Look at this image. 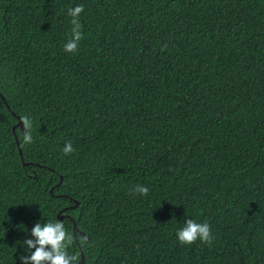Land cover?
Returning a JSON list of instances; mask_svg holds the SVG:
<instances>
[{"label": "trees", "instance_id": "1", "mask_svg": "<svg viewBox=\"0 0 264 264\" xmlns=\"http://www.w3.org/2000/svg\"><path fill=\"white\" fill-rule=\"evenodd\" d=\"M59 213L84 264H264V0H0V264Z\"/></svg>", "mask_w": 264, "mask_h": 264}, {"label": "clouds", "instance_id": "2", "mask_svg": "<svg viewBox=\"0 0 264 264\" xmlns=\"http://www.w3.org/2000/svg\"><path fill=\"white\" fill-rule=\"evenodd\" d=\"M83 5H77L74 8L69 7L68 15L72 17L71 38L64 45V51L76 53L79 42L84 38L83 25L80 22V15L84 12ZM25 133L23 143H33V137L30 129L32 121L28 117L23 118ZM75 152L71 142L65 144L63 153L70 155ZM136 194L147 196L150 189L144 185H136L132 189ZM179 243L184 246H192L198 240L205 244H211L212 236L210 225L206 222L198 223L194 219H186L184 227L176 232ZM31 237L25 239L23 243L32 249L29 255L22 257L20 264H78L79 254H70L68 249L73 245V235L68 232L62 222H46L41 224L37 222L31 230Z\"/></svg>", "mask_w": 264, "mask_h": 264}, {"label": "water", "instance_id": "3", "mask_svg": "<svg viewBox=\"0 0 264 264\" xmlns=\"http://www.w3.org/2000/svg\"><path fill=\"white\" fill-rule=\"evenodd\" d=\"M1 98H2V100L5 102V100H4V98H3L2 96H1ZM17 126L21 128L22 133L25 132V130H24V128H23V125H22V122H21L20 120L18 121ZM13 130H14V128H13ZM14 138H15V142H16V144H17V146H18V141H17V138H16L15 135H14ZM18 153H19L20 158H22V153H21L20 148H18ZM23 164H24V165H28L29 163H24V162H23ZM77 206H78V203L75 202V205H74L72 208H76ZM57 217H58V219H60V220L63 219L64 217L71 219L68 215H61L60 213L57 215ZM71 220H72V219H71ZM72 223H73V236H74V239H75V235H76V232H77V228H76V225H75V223H74L73 220H72ZM80 236H81V237H84L85 235H84L83 233H80ZM75 240H76V239H75ZM78 248H79V251H80V254H81V258H80L79 264H84V256H83L82 250H81L80 246H78Z\"/></svg>", "mask_w": 264, "mask_h": 264}]
</instances>
